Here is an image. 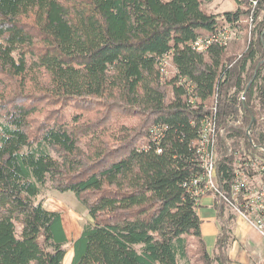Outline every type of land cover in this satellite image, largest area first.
Masks as SVG:
<instances>
[{
    "label": "trees",
    "instance_id": "1",
    "mask_svg": "<svg viewBox=\"0 0 264 264\" xmlns=\"http://www.w3.org/2000/svg\"><path fill=\"white\" fill-rule=\"evenodd\" d=\"M233 1L216 15L204 0H0V264H64L63 214L38 200L48 182L88 212L71 264H231L233 217L216 206L210 253L189 184L214 111L221 182L228 140L264 147V0ZM226 26L244 49L193 48Z\"/></svg>",
    "mask_w": 264,
    "mask_h": 264
},
{
    "label": "built area",
    "instance_id": "2",
    "mask_svg": "<svg viewBox=\"0 0 264 264\" xmlns=\"http://www.w3.org/2000/svg\"><path fill=\"white\" fill-rule=\"evenodd\" d=\"M257 5L253 3V8ZM249 28V34L255 27L253 12L244 20ZM236 28L226 26L222 31L214 35L200 36L193 44V48L204 53L213 43L227 46L234 38ZM160 64L161 80L166 82L174 73L172 64L167 62ZM182 84V83H179ZM190 88V86L188 85ZM191 90V89H190ZM194 97L191 101L194 102ZM224 134L216 125L215 111L201 123L200 137L197 143L196 153L201 164L202 174L195 177L189 184V189L200 200L202 197L212 195L219 205L233 218L240 219L248 226L256 230L264 239V147L250 140L253 151H247L240 142L237 152L228 140L230 148L228 155L235 156L233 161V177L227 185L221 182L217 164V138ZM252 127L247 129V136L252 137ZM161 152V151H159Z\"/></svg>",
    "mask_w": 264,
    "mask_h": 264
},
{
    "label": "crops",
    "instance_id": "3",
    "mask_svg": "<svg viewBox=\"0 0 264 264\" xmlns=\"http://www.w3.org/2000/svg\"><path fill=\"white\" fill-rule=\"evenodd\" d=\"M198 204L200 208L198 214L202 221V235L206 242L208 251L212 253L217 235L220 232V222L216 207L219 204L216 198L212 195L202 197ZM45 208L53 212L58 211L48 209V207ZM226 215L229 216L227 212ZM66 228L67 227L65 226L68 242L70 244L71 240L73 242L80 236L82 229H80V231L71 238L69 235L70 233L67 232ZM232 229L235 241L232 242L228 248V257L232 261L231 264H264V239L258 234V232L242 220L236 218H233ZM73 257L74 251L71 246L67 251L64 264H71Z\"/></svg>",
    "mask_w": 264,
    "mask_h": 264
},
{
    "label": "rangeland",
    "instance_id": "4",
    "mask_svg": "<svg viewBox=\"0 0 264 264\" xmlns=\"http://www.w3.org/2000/svg\"><path fill=\"white\" fill-rule=\"evenodd\" d=\"M203 8L208 13L222 15L225 12L235 11L237 9V5L233 0H204ZM262 16L258 19L257 24L262 21ZM244 26H246V24ZM245 34H247L245 33V30L240 28L238 30L236 29V38L232 40H235L234 45L240 44V50L245 48V42L247 38V35ZM234 45L230 47L232 48ZM166 83L167 81L165 82V84ZM38 200L43 202L44 206L48 207V209L58 210L55 212H61L63 214L64 224L67 227V232L70 233L69 235L71 238L74 237L89 220L87 210L79 203L74 194L58 193L52 189V185L49 182L42 187L41 195L39 196ZM198 211H200V208L198 209ZM71 246L72 240L68 245V249Z\"/></svg>",
    "mask_w": 264,
    "mask_h": 264
},
{
    "label": "water",
    "instance_id": "5",
    "mask_svg": "<svg viewBox=\"0 0 264 264\" xmlns=\"http://www.w3.org/2000/svg\"><path fill=\"white\" fill-rule=\"evenodd\" d=\"M243 97H245V93L243 94ZM252 122L254 123V122H255V120L253 119V120H252ZM251 126H252V125H251ZM251 126H250V127H251ZM250 127H249V128H250Z\"/></svg>",
    "mask_w": 264,
    "mask_h": 264
}]
</instances>
